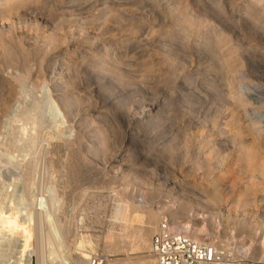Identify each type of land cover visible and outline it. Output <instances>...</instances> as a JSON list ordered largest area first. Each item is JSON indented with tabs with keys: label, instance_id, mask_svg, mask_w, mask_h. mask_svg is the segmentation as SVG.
<instances>
[{
	"label": "rangeland",
	"instance_id": "1",
	"mask_svg": "<svg viewBox=\"0 0 264 264\" xmlns=\"http://www.w3.org/2000/svg\"><path fill=\"white\" fill-rule=\"evenodd\" d=\"M246 1L0 0V219L18 214L20 226L12 231L0 222V264H39L42 248L45 264H77L74 232L95 242L92 251L111 264L151 257L147 249L105 251L106 235L121 231L112 192L155 208L175 203L166 180L200 189L198 171H189L196 161L189 159L209 150L219 156L210 163L214 185L225 186L219 204L225 215L210 214L212 226L201 225L198 236L224 252L217 264H264V139L251 130L264 134V14L246 10ZM180 34L189 42L208 40L212 49L206 52H225L221 92L209 58L192 49L189 56L177 53L173 42ZM216 37L222 41L214 44ZM164 47L173 50L168 59ZM57 70L71 79L60 91L80 105L71 128L55 101L59 90H52ZM28 107L41 122L31 142L23 112ZM217 115L225 134L240 130L243 160L230 142L218 149L207 128L197 138V124L209 125ZM252 145L255 154L248 157ZM185 152L190 157L183 163ZM28 163L33 171L25 173ZM118 166L124 178L116 180ZM246 196L256 199L246 204ZM36 207L49 216L41 224L50 237L44 247L32 221ZM160 214L169 218L166 208ZM140 217L129 215L130 233ZM22 227L32 228L28 247ZM61 237L70 249L62 250Z\"/></svg>",
	"mask_w": 264,
	"mask_h": 264
},
{
	"label": "bare ground",
	"instance_id": "2",
	"mask_svg": "<svg viewBox=\"0 0 264 264\" xmlns=\"http://www.w3.org/2000/svg\"><path fill=\"white\" fill-rule=\"evenodd\" d=\"M251 8H254L259 14H264V0H253V1L247 0L246 5H245V9L249 11ZM221 26H222V24H221ZM224 26L225 25L223 24L221 29L225 30ZM187 34L189 35L190 33H187ZM220 34H222V32ZM180 37H182V38H180V40L177 39V42H175V43L173 42V46H175L176 48H179L177 53L183 54V55L187 54V56H189L191 54V49H192L198 55H200V53H201L207 59L209 58V61L213 62V65L215 67V69H214L215 72L219 75L217 78V83L220 86L219 91L221 92V89H222L221 86L225 83V80H226V72H225L226 59L224 57L225 52L217 51V50L216 51L214 50L213 52L208 50L209 52H206L208 48L209 49L211 48L209 46L210 42L208 40H202L201 43L200 42L194 43V42H189V40L185 34L184 35L182 34ZM209 38L212 39L211 37H209ZM220 41H222V37L220 39L216 37L214 42L213 41H211V42H213L215 44V43H218ZM171 51H173L172 48H168V47L163 48L165 59H168L169 57H171V55H173V52H171ZM53 74H54L53 79H51L52 90H54V91L59 90L58 92L54 93V96H55L56 103L59 105V107L62 111V114H61L62 120L66 123L67 127H69V128L74 127L73 122L76 120L74 108L76 106L80 107V105L78 102L74 103L66 95V90L60 91L61 87L63 86L62 83H65V82L67 83L71 79L62 70L54 71ZM65 77H67V78L65 79ZM39 79H41V78H39ZM224 85H223V87H224ZM152 103H153V101H152ZM23 112H24L25 117L30 119V121L28 122V124H30V126L28 128L29 134L26 133L25 126L20 127V130L24 135H25V133L28 134L27 138L26 137L25 138H26V140L27 139L30 140V138L33 137L32 135L34 133H36L35 130L36 129L38 130V127H40L39 125H41L40 124L41 122L37 121V120H39V119H37L38 117L36 118L37 120L35 119L34 114L36 112L33 113V108L29 109V107H28L27 110L23 109ZM137 114L138 115L140 114V116L144 115L145 111L141 110ZM217 118H218V115L214 116L212 118V123H210L209 125H198L199 124L198 123L197 126L195 127V129L197 130V133H196L197 138L199 140L202 139L204 137L203 136V128H207L206 130H210L214 135L217 136V140H216V142L215 141L214 142L218 146V149H219V147L224 148L225 143L230 142L231 146L235 147L237 159L243 160V157H244V153H243L244 139H238L237 138V134L240 130L238 128H236V131L234 132V134L233 133H231L230 135L225 134V131L223 130V128H221L220 122ZM25 120H27V119H25ZM38 122H40V123L38 124ZM251 130H252L253 134L254 133L256 134L257 140L264 139V134H261L260 131L254 130V128ZM95 132L98 133V131H95ZM30 142H31V140H30ZM73 144H74V140H69L67 142L68 146H71ZM100 145H103V144H100ZM248 148L252 150L248 153V157H251L252 155L255 154V152H254L255 148L253 145L249 146ZM209 152H210V150L208 151V153ZM208 153L207 154H199L198 156H193L192 158L189 159V160H192V162L196 161V163H192V165L189 166V171L190 172L198 171V176L200 177L199 182L202 184V187L200 189L195 187L193 184L186 185L187 182L186 183H180V184L176 185L171 179L166 180V185H165L166 190L167 189H168V191L173 190L174 192H171V194H175L173 198L178 199V201H175V203L173 201V202H170L169 204H164L161 206H157L155 208V206L153 207V206L145 205V203L142 202L144 200L138 201V199H137V201H135L136 198L134 201L132 200L130 202L126 201V200L123 201L122 199L124 196H122L123 194L121 193V190H118V189L114 190V192H112V195H113V199L116 201V203L114 204L113 213H114L115 219H117L120 223L121 231L119 233H116V232H114V230H112L108 233V235H106V241H105L106 245L105 246L107 249H105V251L109 252V251H112L115 249H125V250L128 249L127 251H129V250L130 251L142 250V249L148 250L149 246H150V239H149L150 234L156 229L159 221L162 220L163 218H165V217L161 218L162 215L160 214L161 210L163 208L168 209V217L169 218H167V219L170 221L173 228H175L177 230L184 231L190 237L194 238L197 241L202 242V240L198 236V233L201 230L202 226H207L208 228H210L212 226L213 222L210 221L211 220L210 214L221 213L222 215L223 214L225 215V213H223L224 211H222L221 207L219 206L223 196L226 194V191L224 192L225 186L222 187V185H220V186L214 185V173H213L214 166L210 163L211 162L210 159L215 157V159L218 160L219 156H218V154L215 155V154H208ZM181 154H183V153H181ZM195 155H197V154H195ZM117 156H118V154L115 153L114 155L109 156V157L112 159V162H114ZM189 157H190L189 153L185 152V154L183 155V158H182L183 163H185ZM32 162H33V160H32ZM30 170L33 171L31 169L30 163H28L27 165H25V173L31 172ZM248 171H249L248 167L242 168L243 174H247ZM121 172H122L121 166H118L112 172V174L116 178V180L124 178V174L122 175ZM187 173H188V171H187ZM251 175H254L253 172H251ZM262 175H264V170H262ZM196 190H198V192H196ZM196 194H198V197L195 196L194 198H192V195H196ZM129 195L131 198V194H129ZM127 197H128V195H127ZM149 197H152V196H149ZM255 199H256L255 197L250 198L249 196H246L243 203H246V204L248 202L253 203ZM214 205H215V207H214ZM207 209H209V211L207 212V214L205 216H203V213H201V216H197L198 211L201 210L203 212ZM28 213H29V211H28ZM131 213H138V214L140 213L141 217L139 220V224H137L131 230V233H130L129 232V230H130L129 226H130L131 220L129 218V215ZM17 215L12 213L11 215H5L4 217H2L0 219L2 226L7 227V228H11L12 231H16L18 227L20 228V226H18V223L16 221ZM29 215H27V216H29V218H31V214H29ZM244 215H245V213H244ZM47 216H48L47 213H42V211L40 210V207H36L35 211H34V219H32V221L34 220V229L36 230V240H40V242L42 243L41 246H43V247L46 246L44 244L45 241L46 242L50 241V239H49L50 237L44 236L45 235V234H43L44 229L42 228V226L44 225L43 224L44 219H46ZM179 216H183L184 219H186V222H182L181 220H179L178 219ZM188 222H190V226H188ZM225 222H227V221L225 220ZM27 224H28V226L30 225L29 220H28ZM41 224H42V226H41ZM239 224L241 225L242 228L245 227V222L242 219L240 220ZM225 227H228V226L225 224ZM26 228L22 227V230H23L22 233H24L23 247L29 246L30 239L33 236L32 232H31L32 228H30V229H29V227H28V229H26ZM127 229H128V231H127ZM53 230H52V232H53ZM223 230L224 231L222 233L224 235V234H226V228H224ZM37 231L39 233H37ZM127 232H129L130 234ZM72 234H73L72 235L73 238H72V242L70 243V245H72L74 247V249H73L74 253H75L74 259L76 260L77 264H87L86 259L89 257V254H90L89 252L92 251V249H94L96 243L91 241L90 238H87V237L85 238L82 234H77L76 232H74ZM61 238H62L61 240L63 242L65 239H64V237H61ZM221 241L222 240H220L219 242H221ZM58 243H59V241H58ZM60 244H62V243H60ZM63 244H64V242H63ZM63 244H62V250H63V246H65L67 243H65L64 245ZM207 244L214 246L217 257H218L217 263L219 261H221V257L224 254V252H222L220 250V248L218 247L219 245L216 242H210ZM223 245L224 244H222L221 246H223ZM55 246L57 247L58 245H55ZM68 246H67V248H69ZM59 249L61 251V246ZM48 250H50V249H48ZM41 251H42V254L41 253L40 254L42 256H40L41 259H39V260H41L40 261L41 263L39 262V264H45V259H44L45 253H43V251L45 252V250L42 248ZM67 251H68V249H67ZM48 253H50V252H48ZM64 253H65V251H64ZM227 254H229V253L227 252ZM150 256L151 257H149V256L148 257L137 256L131 262H132V264H154V263H156L155 258L152 255H150ZM61 260H64V259H61ZM121 263L127 264V261H123Z\"/></svg>",
	"mask_w": 264,
	"mask_h": 264
},
{
	"label": "built area",
	"instance_id": "3",
	"mask_svg": "<svg viewBox=\"0 0 264 264\" xmlns=\"http://www.w3.org/2000/svg\"><path fill=\"white\" fill-rule=\"evenodd\" d=\"M89 253L87 264H111L105 255ZM148 253L155 264H217L218 260L214 246L173 228L167 218L160 220L151 234Z\"/></svg>",
	"mask_w": 264,
	"mask_h": 264
}]
</instances>
